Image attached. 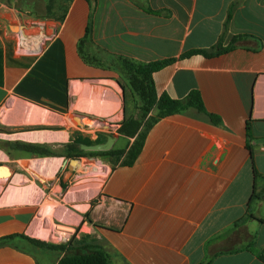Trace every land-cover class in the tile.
<instances>
[{
  "label": "crops",
  "instance_id": "1",
  "mask_svg": "<svg viewBox=\"0 0 264 264\" xmlns=\"http://www.w3.org/2000/svg\"><path fill=\"white\" fill-rule=\"evenodd\" d=\"M168 59L157 97L199 91L206 113L154 124L134 164L80 199V233L112 264H264V224L248 218L264 219V0H0V184L66 199L96 152L84 146L112 136L127 152L153 115L134 67ZM39 198L0 200V239L14 237L0 264L62 259L28 241L48 242Z\"/></svg>",
  "mask_w": 264,
  "mask_h": 264
},
{
  "label": "trees",
  "instance_id": "2",
  "mask_svg": "<svg viewBox=\"0 0 264 264\" xmlns=\"http://www.w3.org/2000/svg\"><path fill=\"white\" fill-rule=\"evenodd\" d=\"M232 46L228 48L219 47L216 53H212L211 55L227 52L232 49ZM193 53L210 55L205 51H193L190 54ZM174 61L175 59H168L134 67V75L131 77V85L138 98L139 110L146 116L151 113H153V115H151L146 121L144 129L141 130L130 149L127 152L124 151L117 153L119 156L117 163H121L123 166H132L134 164L142 152L144 141L149 129L159 120L183 113L190 108L206 113L204 102L199 91H193L185 100H174L166 94L159 98L157 97L153 74L172 64ZM209 116L215 124L221 122V119L218 116L212 114ZM255 197L256 195L254 194L252 201ZM248 218H252L261 224H264V219L253 215ZM13 238L14 237L9 236L0 239V246L7 244ZM88 240L89 237L84 236L82 241H74L67 245H53L47 242L28 239V241L36 247L63 254V257L58 264H112L109 254L100 246L95 245L93 240ZM252 246H254V244ZM259 258L264 261L263 254H260Z\"/></svg>",
  "mask_w": 264,
  "mask_h": 264
},
{
  "label": "rangeland",
  "instance_id": "3",
  "mask_svg": "<svg viewBox=\"0 0 264 264\" xmlns=\"http://www.w3.org/2000/svg\"><path fill=\"white\" fill-rule=\"evenodd\" d=\"M137 126L138 124L136 127ZM99 129L108 130L109 127L107 125H99L92 131L94 133ZM126 146L127 143L124 140L120 147L125 148ZM117 153L118 151L86 152V154L82 157V166L79 169L81 178L78 179L76 184H73V187H76V189L68 194L66 199L61 198L62 201L56 199L55 197L53 198L57 201L50 199L51 197H49V195H44L42 190L38 192V197L30 195V191L32 190L31 188L33 187L22 188L13 183V181L9 182L7 185L0 184V200L5 205L17 207L20 205L22 198L27 199L28 197L29 201H31V198L36 200L40 197L39 208L41 209V213L39 214V221L42 225L46 224V227L43 229L49 232L47 243L62 245L59 237L54 236V231H57V229L67 231L70 228L75 230V234L72 237L71 242L82 241L83 236L80 233L79 221L81 218L80 216H83L80 213L83 209L80 207L81 204L79 201L82 197L94 195L97 191H99L102 184L109 176L110 171L118 162L119 156ZM5 173V170H0V174ZM63 209L67 212L69 218L66 217L67 215L63 212ZM41 236L45 238L46 233L43 231ZM32 251L39 258L40 262L43 263V251H40L35 247H32ZM50 257V259H54L56 255L50 253Z\"/></svg>",
  "mask_w": 264,
  "mask_h": 264
},
{
  "label": "water",
  "instance_id": "4",
  "mask_svg": "<svg viewBox=\"0 0 264 264\" xmlns=\"http://www.w3.org/2000/svg\"><path fill=\"white\" fill-rule=\"evenodd\" d=\"M115 138L112 136L108 137V141L106 143H102V144H98V145H88V146H84L87 150L90 151H110L114 144H115ZM71 165H74L75 167H80V161L77 159H73L71 160ZM0 170H5L6 173L5 174H0V176L2 177H10L12 174L10 172V170L5 167V166H1Z\"/></svg>",
  "mask_w": 264,
  "mask_h": 264
},
{
  "label": "built area",
  "instance_id": "5",
  "mask_svg": "<svg viewBox=\"0 0 264 264\" xmlns=\"http://www.w3.org/2000/svg\"><path fill=\"white\" fill-rule=\"evenodd\" d=\"M74 234H75V230L73 228H70L67 231L59 230V229H57V231H54V236H58L61 243L64 245H67L71 242V239L74 236Z\"/></svg>",
  "mask_w": 264,
  "mask_h": 264
},
{
  "label": "bare ground",
  "instance_id": "6",
  "mask_svg": "<svg viewBox=\"0 0 264 264\" xmlns=\"http://www.w3.org/2000/svg\"><path fill=\"white\" fill-rule=\"evenodd\" d=\"M114 109H116V108H114ZM64 140V139H63ZM81 168V167H80ZM6 172V171H5ZM45 233H46V236L48 235V232L47 231H45Z\"/></svg>",
  "mask_w": 264,
  "mask_h": 264
},
{
  "label": "flooded vegetation",
  "instance_id": "7",
  "mask_svg": "<svg viewBox=\"0 0 264 264\" xmlns=\"http://www.w3.org/2000/svg\"><path fill=\"white\" fill-rule=\"evenodd\" d=\"M106 141H108V140H106Z\"/></svg>",
  "mask_w": 264,
  "mask_h": 264
}]
</instances>
